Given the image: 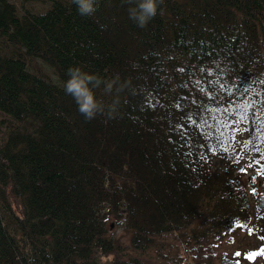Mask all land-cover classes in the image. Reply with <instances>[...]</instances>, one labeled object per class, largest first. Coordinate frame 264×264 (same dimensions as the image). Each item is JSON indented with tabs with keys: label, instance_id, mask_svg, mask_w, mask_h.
I'll use <instances>...</instances> for the list:
<instances>
[{
	"label": "trees",
	"instance_id": "obj_1",
	"mask_svg": "<svg viewBox=\"0 0 264 264\" xmlns=\"http://www.w3.org/2000/svg\"><path fill=\"white\" fill-rule=\"evenodd\" d=\"M48 1L0 0V264H180L170 239L242 264L209 250L264 228V0H163L145 28L136 0ZM70 67L100 78L102 115L65 94Z\"/></svg>",
	"mask_w": 264,
	"mask_h": 264
},
{
	"label": "rangeland",
	"instance_id": "obj_2",
	"mask_svg": "<svg viewBox=\"0 0 264 264\" xmlns=\"http://www.w3.org/2000/svg\"><path fill=\"white\" fill-rule=\"evenodd\" d=\"M12 1L17 10L22 11H41L49 5L50 1L46 0H10ZM0 51L3 53H12V47L7 45L4 41L0 40ZM28 61V59H27ZM29 65L31 69L37 68L40 69L44 74H50V70L44 67L38 59L33 58L29 60ZM33 67V68H32ZM13 123L6 115L0 113V141L3 138L8 127ZM252 170H245L243 175V181L249 189V178ZM251 186V184H250ZM111 222L109 227V233L111 232L113 236L117 237L121 243H126L128 235L126 231L121 227L120 223H115L112 217L108 219ZM112 221L114 223L112 224ZM253 225L249 228L236 229L232 234L225 235L220 239L212 241L213 246L209 252L212 254L213 261H216V256H219L223 253H239L241 257L242 264H264V255H255L252 259H249V255L256 253L261 250H264V228H261L260 221L254 219ZM180 239V238H179ZM172 245H177V251L180 254V264H198L200 262L199 256L196 253V250L193 251V247L187 243L178 239H170ZM109 255L97 256L99 261H105L108 259ZM248 257V259H247ZM245 260V261H244Z\"/></svg>",
	"mask_w": 264,
	"mask_h": 264
},
{
	"label": "clouds",
	"instance_id": "obj_3",
	"mask_svg": "<svg viewBox=\"0 0 264 264\" xmlns=\"http://www.w3.org/2000/svg\"><path fill=\"white\" fill-rule=\"evenodd\" d=\"M77 11L82 16H92L97 10L96 0H73ZM163 0H136L135 7L129 8V19L140 28H145L150 20L157 15L158 4ZM66 75L63 91L75 101L79 113L85 119L92 120L104 113V105L95 98L93 87H98L101 80L98 76L84 71L81 67H70ZM112 85L108 84L105 91L110 92ZM115 103L110 111L115 112ZM111 118V117H110Z\"/></svg>",
	"mask_w": 264,
	"mask_h": 264
},
{
	"label": "snow or ice",
	"instance_id": "obj_4",
	"mask_svg": "<svg viewBox=\"0 0 264 264\" xmlns=\"http://www.w3.org/2000/svg\"><path fill=\"white\" fill-rule=\"evenodd\" d=\"M259 174H261V173L258 172V175H259ZM258 254H259V255H264V250H261L260 253H252V254H250V255H249V259H252L255 255H258ZM236 255H240V254L237 253Z\"/></svg>",
	"mask_w": 264,
	"mask_h": 264
}]
</instances>
